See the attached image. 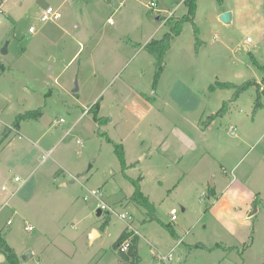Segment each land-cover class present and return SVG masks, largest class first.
I'll use <instances>...</instances> for the list:
<instances>
[{
    "label": "rangeland",
    "instance_id": "obj_1",
    "mask_svg": "<svg viewBox=\"0 0 264 264\" xmlns=\"http://www.w3.org/2000/svg\"><path fill=\"white\" fill-rule=\"evenodd\" d=\"M49 6L61 17L41 22ZM185 14L0 0V230L25 264H135L115 247L127 227L137 264H264V0H196L159 71L146 45Z\"/></svg>",
    "mask_w": 264,
    "mask_h": 264
},
{
    "label": "trees",
    "instance_id": "obj_2",
    "mask_svg": "<svg viewBox=\"0 0 264 264\" xmlns=\"http://www.w3.org/2000/svg\"><path fill=\"white\" fill-rule=\"evenodd\" d=\"M221 1V0H219ZM196 0H185V3L188 6V14L183 15L179 18H173L170 17L166 24H169V30L161 37V38H152L151 41L146 45V48L153 54L157 60L158 64V70H162L164 67V59L165 54L167 50L170 48L171 40L172 38L180 34L182 31V25L185 20H193L194 19V6H195ZM258 68H260L263 71V80L262 84L264 85V63L256 62ZM254 82L252 81H246L243 84H235L232 82H224L223 86L225 87H234L236 89L237 94L251 86ZM259 84V83H258ZM263 85L259 84V87L261 88ZM97 107V106H96ZM39 114L36 112L32 113H26L25 117H37ZM118 153L120 156V159L122 163L125 165V159H124V150L122 147V144L118 145L117 147ZM211 193L215 195V188H212ZM132 200L136 201L137 203H142L146 206L151 205V201L149 200V197L144 194V192L141 190L140 185L137 186L136 191L132 195ZM131 238V244L130 248L126 252L119 253L126 259L131 260L130 258L133 257L134 260H132V263L138 262L139 260V253H138V244H139V235L138 234H132V232L129 230V227L125 228L120 237L118 238L115 247L118 249V245L122 243L124 240ZM0 252H2L6 256V261L1 264H22V260L17 254L14 247H12L8 242L5 236L2 234V231L0 230Z\"/></svg>",
    "mask_w": 264,
    "mask_h": 264
},
{
    "label": "built area",
    "instance_id": "obj_3",
    "mask_svg": "<svg viewBox=\"0 0 264 264\" xmlns=\"http://www.w3.org/2000/svg\"><path fill=\"white\" fill-rule=\"evenodd\" d=\"M149 4H150L151 8H154L156 6V2L155 1H151ZM60 17H61V12L59 11V9L58 8H54L52 6H49L46 9L43 10V12L41 14V17H40V21L41 22H45V21H49V20L56 21V20L60 19ZM35 30H36L35 26H30L29 27V31L30 32H35ZM62 120L63 119H61V121ZM16 180H19V177H16ZM92 194L98 195L99 191H94L93 190ZM87 198L88 197L86 196L85 199H87ZM101 207L102 208H106L107 206L104 203H102ZM120 216H121V218H126V214L125 213L120 214ZM172 219L173 220L176 219V215L175 214L172 216ZM8 222L12 223L11 220H9ZM26 229L31 230V229H33V226L32 225H27ZM129 230L132 232V234H139L137 232V230L132 228V227H129ZM130 244H131V238H128V239L124 240L122 243H120L118 245V250L121 251V252H126V251L129 250ZM174 257H175L174 253L173 252H169L168 254L161 256L159 259L162 262V264H169V262L172 261L174 259ZM38 264H46V263L39 262Z\"/></svg>",
    "mask_w": 264,
    "mask_h": 264
},
{
    "label": "water",
    "instance_id": "obj_4",
    "mask_svg": "<svg viewBox=\"0 0 264 264\" xmlns=\"http://www.w3.org/2000/svg\"><path fill=\"white\" fill-rule=\"evenodd\" d=\"M160 16H157V19H159ZM220 20L222 22H224L225 24H230L232 23V12L231 11H226L224 13H222L220 15ZM8 45L9 42L6 43V45L4 46V48L2 49V52L5 54L8 51ZM78 91V86H76V88H74L73 92H77ZM259 210L257 203L254 204L253 208H251V210L248 213V217H252L254 214H256V212ZM97 215L100 216L101 215V207L98 208L97 210ZM94 236H91V239H93ZM33 252L31 250L26 251L24 254H22L21 258L26 260L29 259L31 257H33ZM6 261V256L0 252V263Z\"/></svg>",
    "mask_w": 264,
    "mask_h": 264
},
{
    "label": "crops",
    "instance_id": "obj_5",
    "mask_svg": "<svg viewBox=\"0 0 264 264\" xmlns=\"http://www.w3.org/2000/svg\"><path fill=\"white\" fill-rule=\"evenodd\" d=\"M159 16H160V15H159ZM156 18H157V17H156ZM8 135H9V132L6 133V136H8ZM6 136H5V137H6ZM11 246H12V245H11ZM12 247H13V246H12ZM14 249H15V248H14ZM17 254H18V253H17ZM18 255H19V254H18ZM33 256H34V255H33ZM31 258H32V257H31ZM31 258H29V259H31ZM29 259H26V260L29 261ZM4 262H5V261H4ZM2 263H3V262H2ZM0 264H1V263H0ZM22 264H25V263L22 261Z\"/></svg>",
    "mask_w": 264,
    "mask_h": 264
},
{
    "label": "clouds",
    "instance_id": "obj_6",
    "mask_svg": "<svg viewBox=\"0 0 264 264\" xmlns=\"http://www.w3.org/2000/svg\"><path fill=\"white\" fill-rule=\"evenodd\" d=\"M231 195H232L233 198L237 197V193H235V192H233Z\"/></svg>",
    "mask_w": 264,
    "mask_h": 264
}]
</instances>
